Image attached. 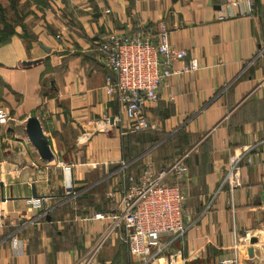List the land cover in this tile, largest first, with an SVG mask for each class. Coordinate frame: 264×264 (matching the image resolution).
Listing matches in <instances>:
<instances>
[{
    "label": "crops",
    "instance_id": "crops-1",
    "mask_svg": "<svg viewBox=\"0 0 264 264\" xmlns=\"http://www.w3.org/2000/svg\"><path fill=\"white\" fill-rule=\"evenodd\" d=\"M234 1L14 0L12 10L0 0L16 23L0 44V264H81L94 249L89 264H141L108 222L89 220L113 208L92 190L113 187L124 158L157 171L184 155L187 234L154 264H219L234 254L241 264H264V145L242 161L239 187L225 179L231 159L264 139V0L247 14L228 9ZM221 11L231 17L219 20ZM160 23L198 70L161 83L159 100L144 109L150 130L135 138L118 127L101 131L97 122L123 116L103 91L109 71L97 46L109 30L155 41ZM35 123L50 162L31 143ZM33 193L43 210L29 204Z\"/></svg>",
    "mask_w": 264,
    "mask_h": 264
},
{
    "label": "built area",
    "instance_id": "built-area-1",
    "mask_svg": "<svg viewBox=\"0 0 264 264\" xmlns=\"http://www.w3.org/2000/svg\"><path fill=\"white\" fill-rule=\"evenodd\" d=\"M255 0H237L229 2L228 9L238 7L240 14H247ZM110 9L105 10L109 15ZM231 17L221 11L219 20ZM102 61L109 73L103 82L105 95L117 100L122 117H106L97 122L101 131L118 127L123 136L127 133L139 134L152 128L144 109L155 104L158 88L164 80L177 74L193 73L199 65L189 58L188 52L174 48L169 42V33L163 24H159L156 40L146 37H133L117 34L109 30L104 40L97 46ZM174 63H182L178 70ZM5 115L0 111V122ZM264 145V139L257 144L246 147L244 152L231 159L226 172V181L230 186L239 187L238 174L242 161L250 162V154L257 147ZM184 155L165 168L154 171L150 165L134 173L129 165L120 163L118 182L108 189L106 198L111 200L113 208L107 213H94L91 221L108 222L109 233H117L122 245L127 247L131 257L141 264L159 263L164 251L178 239L187 234L182 189L180 178L188 173ZM65 173H72L74 166L58 162ZM264 170V160L262 163ZM68 197H75L74 186L66 187ZM29 204L36 210H43L44 200L30 199ZM16 242H13V247ZM96 251V249H94ZM93 254L81 260L89 264ZM219 264H241L237 254L231 259H224Z\"/></svg>",
    "mask_w": 264,
    "mask_h": 264
},
{
    "label": "water",
    "instance_id": "water-1",
    "mask_svg": "<svg viewBox=\"0 0 264 264\" xmlns=\"http://www.w3.org/2000/svg\"><path fill=\"white\" fill-rule=\"evenodd\" d=\"M34 62H23L25 65H31ZM28 135L30 137L31 143L35 150L38 152L40 159L44 162H50L54 159V156L52 154V151L49 149V146L43 137L42 129L38 123L32 124L28 130ZM32 197L36 199L37 197L35 194H32ZM257 239L250 240L249 243L252 245L257 244ZM252 249H249L248 253H252Z\"/></svg>",
    "mask_w": 264,
    "mask_h": 264
},
{
    "label": "rangeland",
    "instance_id": "rangeland-1",
    "mask_svg": "<svg viewBox=\"0 0 264 264\" xmlns=\"http://www.w3.org/2000/svg\"><path fill=\"white\" fill-rule=\"evenodd\" d=\"M135 137H137V135H134V138ZM140 137H141V135H140ZM137 141V140H136ZM133 153V152H132ZM137 153V152H136ZM134 156V154H132L131 155V157H133ZM142 159L143 158H141L139 161H136V162H132L131 164H129V161L127 160V159H125L124 158V160H123V164L125 163V164H128L129 165V167H128V170H131V171H133V172H135V173H139L140 172V170H142L143 168H145L146 166H147V164H145L143 161H142ZM177 158H173L172 160H165V161H161V162H159V165H157V167L156 168H154L155 170H157V169H162V168H165V167H168V166H170L172 163H173V161H175ZM152 165V164H151ZM121 168V165L120 164H118V166L117 167H115V171H116V173L115 174H117L118 175V171H119V169ZM103 186L104 185H101V186H99V187H95L92 191H93V193H99V194H103V195H105L106 193H107V191L108 190H106V188H103ZM263 249L262 250H264V246H261ZM125 255V254H124ZM130 256V255H129ZM131 258V257H130ZM125 260H126V256H125ZM136 263V262H135ZM137 264V263H136ZM161 264H166V262H161Z\"/></svg>",
    "mask_w": 264,
    "mask_h": 264
},
{
    "label": "trees",
    "instance_id": "trees-1",
    "mask_svg": "<svg viewBox=\"0 0 264 264\" xmlns=\"http://www.w3.org/2000/svg\"><path fill=\"white\" fill-rule=\"evenodd\" d=\"M15 2L14 0H10V8L12 10L15 9ZM7 12L5 10L2 9L1 5H0V44L5 43L7 40H9L11 38V36H13L14 33V25L16 23H13V20H8L7 19ZM145 132H139V134H142ZM133 134V133H130ZM139 134H133V135H139ZM135 173V172H134Z\"/></svg>",
    "mask_w": 264,
    "mask_h": 264
}]
</instances>
